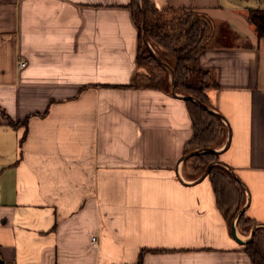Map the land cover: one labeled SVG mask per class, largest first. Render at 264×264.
Segmentation results:
<instances>
[{"label":"crops","instance_id":"crops-1","mask_svg":"<svg viewBox=\"0 0 264 264\" xmlns=\"http://www.w3.org/2000/svg\"><path fill=\"white\" fill-rule=\"evenodd\" d=\"M130 1L0 0V264H251L250 232L185 174L183 95L132 86L145 72ZM151 1L232 29L196 62L227 128L218 164L264 228V38L231 0Z\"/></svg>","mask_w":264,"mask_h":264},{"label":"trees","instance_id":"trees-1","mask_svg":"<svg viewBox=\"0 0 264 264\" xmlns=\"http://www.w3.org/2000/svg\"><path fill=\"white\" fill-rule=\"evenodd\" d=\"M131 0L129 7L133 22L138 29L137 67L145 69L144 80L135 75L132 86L159 89L171 92L169 74H173L176 93L183 95L192 123V137L185 144L183 155L185 165L193 163L192 179L201 175L208 167L209 179L216 205L227 221L229 228L236 218V227L249 239L243 244L251 264H264V228H253L256 223L249 219L244 210L245 193L241 182L225 167L218 164L216 148L221 147L227 136V128L221 117L210 109L206 96L208 89L216 87L209 70L197 66L196 57L207 45L213 31V21L206 14L189 8L158 9L151 0ZM142 13L140 12V9ZM142 14L145 21L146 41L152 46H160L165 53L156 55L142 37ZM246 20L254 28L258 37L264 38V10L248 9ZM161 60L165 65L159 62ZM152 68L162 74L155 76ZM12 126L19 123L8 121ZM25 124V122L21 123Z\"/></svg>","mask_w":264,"mask_h":264},{"label":"rangeland","instance_id":"rangeland-1","mask_svg":"<svg viewBox=\"0 0 264 264\" xmlns=\"http://www.w3.org/2000/svg\"><path fill=\"white\" fill-rule=\"evenodd\" d=\"M228 1V0H226ZM234 4H236L239 8L242 7L243 9H262L264 10V0H231ZM231 27L228 25L225 21H218L216 23V26L213 27V31L210 35V38L207 41V44L209 43H215V44H232L234 42V36L231 34L232 32ZM149 47L152 49V52L156 55L160 53H165V49L163 47H160L158 45L152 46L148 43ZM145 74H147V71L143 69ZM153 74L155 76H160L162 72H160L156 68H152ZM163 75V74H162ZM170 78V74L168 76ZM139 81L144 80V76L137 77ZM193 163L188 162L185 165V174L186 175H193L198 173V171H194L193 169ZM203 174V173H202ZM201 174V175H202ZM199 175L198 177H201ZM243 235H246L245 232L240 231Z\"/></svg>","mask_w":264,"mask_h":264},{"label":"water","instance_id":"water-1","mask_svg":"<svg viewBox=\"0 0 264 264\" xmlns=\"http://www.w3.org/2000/svg\"><path fill=\"white\" fill-rule=\"evenodd\" d=\"M139 0H138V4H139ZM139 9H140V6H139ZM140 12L142 13V11H141V9H140ZM141 26H142V37H143V40H144V42H145V44L149 47V45H148V42L146 41V37H145V21H144V17H143V14H142V24H141ZM150 48V47H149ZM159 62L161 63V64H163V65H165L161 60H159ZM166 66V65H165ZM171 93L173 94V95H175L176 94V92H175V90H174V86H173V74H172V72H171ZM183 98H185L184 96H183ZM220 116V115H219ZM207 170H208V167H207V169L203 172V174L201 175V177H199V179L201 180L202 178H204L205 177V175L207 174ZM233 176H235L234 174H232ZM236 177V176H235ZM237 178V177H236ZM244 206L242 207V209H241V211L240 212H242L243 210H244ZM234 221H236V218L234 219ZM232 232L234 233V225H233V227H232ZM237 240V239H236ZM238 242H239V240H237Z\"/></svg>","mask_w":264,"mask_h":264},{"label":"built area","instance_id":"built-area-1","mask_svg":"<svg viewBox=\"0 0 264 264\" xmlns=\"http://www.w3.org/2000/svg\"><path fill=\"white\" fill-rule=\"evenodd\" d=\"M24 64H25V63H24L23 61H19V65H18L19 68H20V67H23ZM92 242L95 243V237L92 238Z\"/></svg>","mask_w":264,"mask_h":264}]
</instances>
